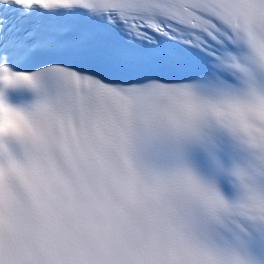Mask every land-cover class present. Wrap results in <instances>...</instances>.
<instances>
[{
  "label": "snow or ice",
  "instance_id": "1",
  "mask_svg": "<svg viewBox=\"0 0 264 264\" xmlns=\"http://www.w3.org/2000/svg\"><path fill=\"white\" fill-rule=\"evenodd\" d=\"M0 264H264V0H0Z\"/></svg>",
  "mask_w": 264,
  "mask_h": 264
}]
</instances>
